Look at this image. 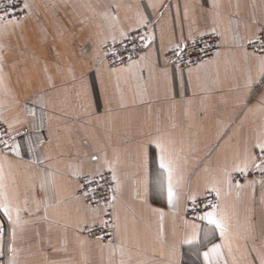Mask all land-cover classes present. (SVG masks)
I'll use <instances>...</instances> for the list:
<instances>
[{
    "label": "crops",
    "instance_id": "obj_1",
    "mask_svg": "<svg viewBox=\"0 0 264 264\" xmlns=\"http://www.w3.org/2000/svg\"><path fill=\"white\" fill-rule=\"evenodd\" d=\"M27 2L26 16L0 20V117L17 142H33L7 154L9 196L29 211L15 254L10 236L0 245V264H206L213 243L220 264H260L264 182L232 175L241 162L251 169L264 143V56L247 49L264 27V0ZM141 28L151 42L135 66H111L104 47ZM208 34L218 53L190 74L166 63L177 43ZM155 136L175 164V206L159 194L158 150L142 147ZM110 166L113 238L103 241L83 232L104 224L106 208L77 195L78 178ZM213 188L223 237L185 215L190 195Z\"/></svg>",
    "mask_w": 264,
    "mask_h": 264
},
{
    "label": "snow or ice",
    "instance_id": "obj_2",
    "mask_svg": "<svg viewBox=\"0 0 264 264\" xmlns=\"http://www.w3.org/2000/svg\"><path fill=\"white\" fill-rule=\"evenodd\" d=\"M9 3L11 4L12 11L5 10L3 15H0V20H4L6 17H11L12 15H15V8L16 3L13 2V0H9ZM19 4L21 6V13L26 14L27 10L30 9L31 5L27 2V0H19ZM10 23H15L16 21L9 20ZM215 32V29H213ZM124 35V38L128 41L129 45L135 49L136 40L137 37L135 35H127L122 33ZM140 40L148 39L149 42H151L150 37H139ZM254 41H250V43H253ZM176 49H179L180 51L176 53L177 59H181V53L187 54L185 52V49L187 48V45H181L180 43H177L175 45ZM264 50V49H262ZM127 60L131 63L128 64V67H134L136 62L132 61L131 56L127 57ZM259 64H260V72L261 75L264 76V57H258ZM121 62L124 63L125 61L123 58L121 59ZM195 63L191 59L187 61L188 68H189V74L191 73V65ZM200 67L203 65L200 64ZM0 71H2V67H0ZM258 105L261 107H264V96L260 98L258 101ZM34 114V113H33ZM9 127H11L9 125ZM9 135L7 130L0 131V245H3L4 240L6 237H11L12 242V248L11 251L15 254L16 248H15V241L17 239L18 231H22V224H26L27 221L23 220L21 217L22 212H28V208L24 207L21 208L19 204L14 203V201L10 198L8 193V186L5 183L6 179V172L5 167L10 166V160L8 158L7 153L11 152L15 154V156L19 157L21 156V150L24 149L25 153L28 151H32L33 142L31 140L28 141L27 146L22 142H17L15 136H10V139L12 140V143L9 144L8 140L4 139L5 136ZM23 140V136H21V141ZM39 142V141H38ZM142 147H152L154 150V156L158 163L159 169H160V182H159V194L161 197L165 198L168 205L175 206V203L178 200V193H177V184L178 181L175 179V164L173 159L171 158V153L169 151V147L167 142L165 141L163 136H155L150 141H148L147 146ZM259 149V158L261 159L260 165H253L254 168H259L261 172H264V143H260L258 145H255ZM93 161H98L99 157L96 155H93L91 157ZM109 170L113 172L112 180L116 181L117 177L115 176L114 172L115 169L113 167H109ZM248 170V164L247 162H241V164L237 165L234 168V171L245 174ZM85 178L88 180L89 185L93 182H97L98 179H103V175L99 170H96L92 173L85 174ZM100 185L98 184V187ZM84 187V186H81ZM239 187V185H237ZM116 189H112L114 192ZM92 192H95L96 189H91ZM212 191L216 192V195L219 196V191H217L215 188L212 189ZM84 196H88V188L84 187ZM91 199V197H88ZM115 195L111 196V200H115ZM189 199L195 203L196 196L190 195ZM105 202L107 203V198H105ZM25 205H27V200L25 201ZM218 205L217 204H205L204 205V211L203 214L199 215V219L202 221H207L209 224L213 225L215 229H219L220 236L225 235V224L222 220V218H218ZM98 211H102L100 209H97ZM154 211L158 212L161 221L163 220L164 213L160 209H154ZM102 223H106L103 222ZM196 226L193 225V228ZM197 239V236L194 232L192 240ZM192 240L185 241L186 243H191ZM2 254V253H0ZM223 257L222 252V245L218 243H213L212 246L207 250L203 252V259L206 262V264H220V260ZM10 264H15V261H10ZM224 264H227V261H224ZM260 264H264V257L260 259Z\"/></svg>",
    "mask_w": 264,
    "mask_h": 264
},
{
    "label": "built area",
    "instance_id": "obj_3",
    "mask_svg": "<svg viewBox=\"0 0 264 264\" xmlns=\"http://www.w3.org/2000/svg\"><path fill=\"white\" fill-rule=\"evenodd\" d=\"M13 2L16 3L15 8V15H12L11 17H6L4 20H18L26 14L21 13V6L19 4V0H13ZM12 11L11 4L9 3V0H0V15H3L5 10ZM127 35H135L137 37L136 40V47L133 49L128 41L123 38L122 40H119L114 43L107 44L104 47V52L106 55L107 61L110 63L113 67H120L124 66L130 61L127 60L128 56H131L132 60H136L139 58V56L142 54L144 48L148 45L149 40L144 39L140 40L139 37L144 36L148 37V31L147 28H141L138 30H135L133 32L128 33ZM253 43H250L247 45V48L251 51H254L260 55L264 56V27L260 29V32L258 36L252 40ZM182 46L187 45V48L185 49L186 55L181 53L182 58L177 59L176 53L179 52V49H176L175 46H173L171 49H169L165 54V61L168 65L179 67L180 69H186L188 68L187 61L191 59L195 63L191 65L196 66L197 64L204 62L206 60H209L213 58L219 50L218 46V40L215 35H204L200 36L198 38H195L193 40L180 43ZM125 61L124 63L121 62V59ZM7 130L9 135L5 136L4 139L8 140L9 144L12 143V140L10 139L11 133L8 130V128L5 126L4 122L2 121L0 117V131ZM7 154H13L11 152H8ZM261 159L259 158V150L256 155V160L254 165H260ZM264 166V165H262ZM103 179H98L97 182H93L89 185L88 180L84 176H79V188L77 191V195L82 197L83 200L90 206L98 207V206H104L106 208V215H105V222L104 224L93 226V227H87L84 229V234L92 237V238H98L103 241H110L113 238V210H112V202L111 196L115 195V191L113 192L112 189H115V181L112 180V173L111 172H105L102 173ZM253 179L258 180L261 182H264V172H261L259 168L252 167L251 169H248L245 174L235 173L232 175V181L235 184H238L244 180ZM98 184L100 185L98 187ZM88 188V196H84V187ZM95 188L96 191L92 192L91 189ZM88 197H91L89 199ZM105 198H107V203L105 202ZM219 203V197L215 193H207L202 196H198L196 198L195 203L192 201L188 202L185 210V215L189 219L193 221H202L198 217L199 215L203 214L204 211V205L208 204H217Z\"/></svg>",
    "mask_w": 264,
    "mask_h": 264
},
{
    "label": "rangeland",
    "instance_id": "obj_4",
    "mask_svg": "<svg viewBox=\"0 0 264 264\" xmlns=\"http://www.w3.org/2000/svg\"><path fill=\"white\" fill-rule=\"evenodd\" d=\"M248 49V48H247ZM249 50V49H248ZM251 51V50H250ZM254 52V51H253Z\"/></svg>",
    "mask_w": 264,
    "mask_h": 264
}]
</instances>
